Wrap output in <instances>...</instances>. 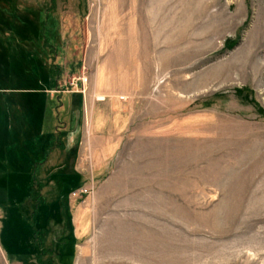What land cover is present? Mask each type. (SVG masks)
I'll return each instance as SVG.
<instances>
[{"label": "rangeland", "instance_id": "1", "mask_svg": "<svg viewBox=\"0 0 264 264\" xmlns=\"http://www.w3.org/2000/svg\"><path fill=\"white\" fill-rule=\"evenodd\" d=\"M0 264H264V0H0Z\"/></svg>", "mask_w": 264, "mask_h": 264}, {"label": "crops", "instance_id": "2", "mask_svg": "<svg viewBox=\"0 0 264 264\" xmlns=\"http://www.w3.org/2000/svg\"><path fill=\"white\" fill-rule=\"evenodd\" d=\"M101 85L98 86V88L100 87L103 89V86ZM115 102H117V100L111 101L112 107L110 109V113L112 118L111 124H109L111 127L107 129H102L106 123L102 121L100 124H98L95 120L97 116L96 101L92 102V100H90L88 102L86 100L83 103V105H86L85 107H87V109L90 107L93 119L91 121V128L86 132L81 131V133H83V139L80 142V159L78 160L75 168L78 169L77 175L81 178H84L86 183L87 181L95 183L104 178L103 175L106 170L114 165L110 161L112 160V155H114L121 146L120 137L123 135L122 132L120 133V129L117 127V125L122 121V119L120 114L117 112ZM108 103L109 102H102L103 105H108ZM87 163H89L88 166ZM89 168L92 169V174L89 175V177H82L86 173L85 169L87 170Z\"/></svg>", "mask_w": 264, "mask_h": 264}, {"label": "built area", "instance_id": "3", "mask_svg": "<svg viewBox=\"0 0 264 264\" xmlns=\"http://www.w3.org/2000/svg\"><path fill=\"white\" fill-rule=\"evenodd\" d=\"M78 191H79V192H78ZM78 191L74 192L73 194L76 196V195H78V193H82V192H83V189H80V190H78Z\"/></svg>", "mask_w": 264, "mask_h": 264}, {"label": "trees", "instance_id": "4", "mask_svg": "<svg viewBox=\"0 0 264 264\" xmlns=\"http://www.w3.org/2000/svg\"><path fill=\"white\" fill-rule=\"evenodd\" d=\"M43 25V24H42ZM41 35H42V31H40Z\"/></svg>", "mask_w": 264, "mask_h": 264}]
</instances>
